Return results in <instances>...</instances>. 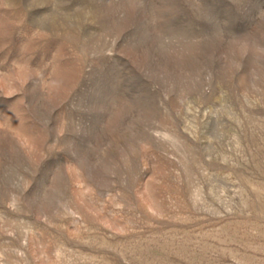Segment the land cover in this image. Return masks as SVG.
I'll return each mask as SVG.
<instances>
[{"label": "rangeland", "instance_id": "374dc122", "mask_svg": "<svg viewBox=\"0 0 264 264\" xmlns=\"http://www.w3.org/2000/svg\"><path fill=\"white\" fill-rule=\"evenodd\" d=\"M0 264H264V0H0Z\"/></svg>", "mask_w": 264, "mask_h": 264}]
</instances>
